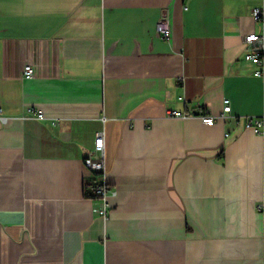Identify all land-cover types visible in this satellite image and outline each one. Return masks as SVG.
Wrapping results in <instances>:
<instances>
[{
    "label": "crops",
    "instance_id": "0c3cea01",
    "mask_svg": "<svg viewBox=\"0 0 264 264\" xmlns=\"http://www.w3.org/2000/svg\"><path fill=\"white\" fill-rule=\"evenodd\" d=\"M263 24L264 0H0V264H264Z\"/></svg>",
    "mask_w": 264,
    "mask_h": 264
},
{
    "label": "built area",
    "instance_id": "2783aa9c",
    "mask_svg": "<svg viewBox=\"0 0 264 264\" xmlns=\"http://www.w3.org/2000/svg\"><path fill=\"white\" fill-rule=\"evenodd\" d=\"M253 17L259 21L263 18V11L260 8H255L253 11ZM157 32L163 39L170 40L172 37V28L170 17L164 13L157 23ZM243 44L246 48L245 59L256 65L254 72L255 76L264 78V24L262 31L251 32L244 36ZM24 76L31 78L34 76V68L31 64H27L24 67ZM181 100L186 101L185 97H180ZM29 112L33 113L34 118L42 119L45 113L42 109H34L30 107ZM232 111V105L230 99L226 98L224 101L223 111L217 115L204 114L200 118L203 123L208 126H214L219 121H224ZM191 113H185L179 110H169L168 116L170 117H183L188 118L192 116ZM244 127L251 129L255 133L261 134L264 132V115L260 117H246L244 119ZM230 134H226L228 137ZM106 154H105V131L101 130L97 133L95 139L94 150L87 156L85 162L87 168L92 172L101 173L105 175L106 172ZM113 194L110 186L105 179H102L94 187V195L102 201V208L99 209V213L106 216L108 212V198Z\"/></svg>",
    "mask_w": 264,
    "mask_h": 264
}]
</instances>
